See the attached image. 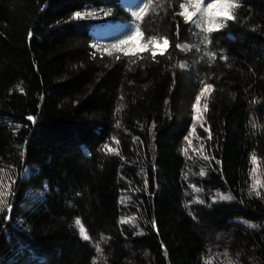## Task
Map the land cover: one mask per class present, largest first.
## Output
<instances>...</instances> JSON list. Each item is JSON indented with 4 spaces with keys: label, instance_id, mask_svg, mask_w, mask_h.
<instances>
[{
    "label": "trees",
    "instance_id": "16d2710c",
    "mask_svg": "<svg viewBox=\"0 0 264 264\" xmlns=\"http://www.w3.org/2000/svg\"><path fill=\"white\" fill-rule=\"evenodd\" d=\"M0 264H264V0H0Z\"/></svg>",
    "mask_w": 264,
    "mask_h": 264
},
{
    "label": "rangeland",
    "instance_id": "374dc122",
    "mask_svg": "<svg viewBox=\"0 0 264 264\" xmlns=\"http://www.w3.org/2000/svg\"><path fill=\"white\" fill-rule=\"evenodd\" d=\"M211 11L213 14H224L227 12V8L224 4H222L221 2H216L213 7L211 8ZM184 12L185 14H187L188 16H191L192 13L190 12V9L188 7H184ZM169 46V43L167 41H163V42H156L155 43V47H156V51H163L165 50L167 47ZM206 92V95L209 93L208 89H204L202 94H204ZM194 126L192 128V132L196 131V127L199 125H204V120H205V103L204 101L199 98V100L197 101V103L194 106ZM190 143L191 145H193L192 143V138L190 139ZM254 178H255V185L257 187L259 186H263V182H262V178L260 176L259 170H258V166L256 168V170L254 171ZM82 233L84 236H88L85 227H81Z\"/></svg>",
    "mask_w": 264,
    "mask_h": 264
},
{
    "label": "snow or ice",
    "instance_id": "6c2138e0",
    "mask_svg": "<svg viewBox=\"0 0 264 264\" xmlns=\"http://www.w3.org/2000/svg\"><path fill=\"white\" fill-rule=\"evenodd\" d=\"M80 14L78 13L77 14V16H79ZM257 194H259V193H257ZM224 199H229V197H223Z\"/></svg>",
    "mask_w": 264,
    "mask_h": 264
}]
</instances>
